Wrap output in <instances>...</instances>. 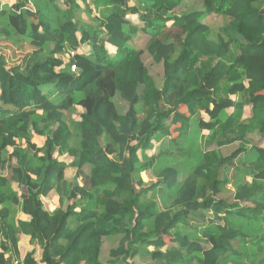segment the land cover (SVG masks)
<instances>
[{"label": "trees", "instance_id": "16d2710c", "mask_svg": "<svg viewBox=\"0 0 264 264\" xmlns=\"http://www.w3.org/2000/svg\"><path fill=\"white\" fill-rule=\"evenodd\" d=\"M190 1L0 0V264H264V0Z\"/></svg>", "mask_w": 264, "mask_h": 264}, {"label": "rangeland", "instance_id": "374dc122", "mask_svg": "<svg viewBox=\"0 0 264 264\" xmlns=\"http://www.w3.org/2000/svg\"><path fill=\"white\" fill-rule=\"evenodd\" d=\"M180 11L181 12L203 11V9H202V5H201L200 0H194V1L185 2L184 4H182V7H180ZM208 23L211 25V28L216 31L220 27V25L222 24V21L218 17H209ZM175 33H177V32H175ZM1 50L4 54H6L8 63L10 65H12V64H16L23 57H25L27 54H29L32 51V47L26 41H24L22 43H18V44L2 41ZM143 59H144V63L146 64V66L149 69L151 76L155 80H160L161 69L158 66H155L146 55ZM117 101H118V97H116V102ZM123 108L124 107H122V109H120L121 114L123 113ZM77 113L79 114V109H78ZM74 117H77V115H74ZM67 161H69V160H67ZM67 176L72 178L73 172H68ZM43 201H44V206L46 207L49 203L54 204L56 202V197L50 193L49 196L44 198ZM26 216H27L26 208H25V205H23V211L20 210L18 212L16 219L24 220ZM116 242H117L116 240H111V239H107L104 241L101 258H105L107 256L109 249L114 247L116 245ZM12 244H13L12 246L14 247V250H17V247H20V246L23 248H26V249L32 248V246L29 245L28 238L17 237V238H15L14 241H12ZM134 263L135 264H147L148 262H144V261L138 260L136 258L134 260Z\"/></svg>", "mask_w": 264, "mask_h": 264}, {"label": "crops", "instance_id": "0c3cea01", "mask_svg": "<svg viewBox=\"0 0 264 264\" xmlns=\"http://www.w3.org/2000/svg\"><path fill=\"white\" fill-rule=\"evenodd\" d=\"M144 57H145V55H144ZM119 99V98H118ZM123 103V102H122ZM123 105H124V103H123ZM122 106V105H121ZM120 106V107H121ZM125 106V105H124ZM33 142L35 143V144H37L38 146H42L43 145V139L42 138H39V137H37V136H34V138H33ZM68 172H71V171H67V173ZM67 173H66V177H68L67 176ZM69 178V177H68ZM49 196V195H48ZM44 200V199H43ZM50 204V203H49ZM51 204H53V203H51ZM24 220H26V217H25V219Z\"/></svg>", "mask_w": 264, "mask_h": 264}, {"label": "built area", "instance_id": "2783aa9c", "mask_svg": "<svg viewBox=\"0 0 264 264\" xmlns=\"http://www.w3.org/2000/svg\"><path fill=\"white\" fill-rule=\"evenodd\" d=\"M73 54L72 53H70V56H72ZM75 71V66H72L71 67V72H74Z\"/></svg>", "mask_w": 264, "mask_h": 264}]
</instances>
